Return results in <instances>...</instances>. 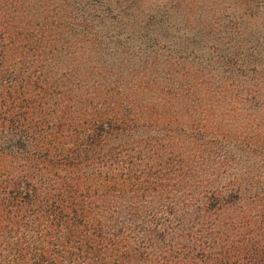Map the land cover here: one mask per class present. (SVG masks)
I'll return each mask as SVG.
<instances>
[{"label":"rangeland","instance_id":"374dc122","mask_svg":"<svg viewBox=\"0 0 264 264\" xmlns=\"http://www.w3.org/2000/svg\"><path fill=\"white\" fill-rule=\"evenodd\" d=\"M3 78L27 91L29 107L13 121L0 116L1 180L21 184V169L36 171L37 160L12 146L35 120H48L42 138L72 141L76 122L117 113L124 122L106 133L102 152L111 163L125 149L140 158L132 166L151 165L159 179L150 177L148 204L138 194L123 205L126 193L81 211L101 214L113 239L132 247L137 235L162 237L154 245H179L182 261L264 264V0H0ZM110 244L58 258L146 263Z\"/></svg>","mask_w":264,"mask_h":264},{"label":"trees","instance_id":"16d2710c","mask_svg":"<svg viewBox=\"0 0 264 264\" xmlns=\"http://www.w3.org/2000/svg\"><path fill=\"white\" fill-rule=\"evenodd\" d=\"M14 79L3 78L0 81V116L5 113L11 115L4 117L7 121H13V115L22 118L29 107L25 97L27 91L14 88L11 85ZM89 117L76 122L79 128H69L68 134H74L72 141L58 137L54 139L50 135L42 138L41 125L48 120L41 118L35 120L37 124L33 127L25 126L17 132L16 141L20 142L19 145L15 142L12 144L13 151L22 159L35 158L37 162L30 167L36 171L21 169V184L0 179V264H68L65 259L58 258L61 252L80 256L92 247L105 249L110 244L103 241L107 236L112 240L111 248L120 251V257L136 250L140 251L138 254L145 264H200L197 255L188 256L189 259L182 261L184 256L177 251V244L161 241V244L154 245L162 237H153V243L147 237L137 235L133 243L136 247L119 243L113 239L116 236L113 232L115 226L107 219H100L101 214L88 216L81 211L91 204L97 207L100 201L104 202V197H120L126 193L131 195L123 198V205H129L132 197L136 198L138 194L148 204V189L154 190L149 185L153 182L150 169L154 167H140L138 163L132 166L130 159L140 158L129 155L122 148L115 151L117 157L111 163L108 161L111 157L102 152L106 133L116 123L124 122L122 117L117 113L110 114L105 120ZM152 174L154 176L151 178L157 182L159 176L154 172ZM142 192L148 194L147 198L140 195ZM39 197L44 198L41 207H46L48 202L49 209L33 207V202ZM207 200L204 201L206 208L211 196ZM23 204H30V207ZM102 208L108 206L103 205ZM146 213L154 219L156 210L149 209ZM75 216H78L77 219L72 220ZM77 222L81 227L77 229L78 235H75L71 228ZM69 239L71 242L67 243ZM170 252L176 254L169 256ZM213 253L215 251L206 253V258L216 261Z\"/></svg>","mask_w":264,"mask_h":264}]
</instances>
